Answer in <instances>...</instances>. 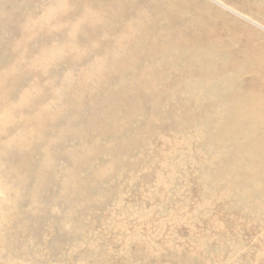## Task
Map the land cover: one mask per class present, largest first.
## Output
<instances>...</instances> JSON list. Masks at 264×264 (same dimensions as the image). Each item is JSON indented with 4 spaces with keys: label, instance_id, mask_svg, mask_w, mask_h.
Here are the masks:
<instances>
[{
    "label": "rangeland",
    "instance_id": "rangeland-1",
    "mask_svg": "<svg viewBox=\"0 0 264 264\" xmlns=\"http://www.w3.org/2000/svg\"><path fill=\"white\" fill-rule=\"evenodd\" d=\"M0 264H264V0H0Z\"/></svg>",
    "mask_w": 264,
    "mask_h": 264
},
{
    "label": "bare ground",
    "instance_id": "bare-ground-1",
    "mask_svg": "<svg viewBox=\"0 0 264 264\" xmlns=\"http://www.w3.org/2000/svg\"><path fill=\"white\" fill-rule=\"evenodd\" d=\"M262 68V67H261Z\"/></svg>",
    "mask_w": 264,
    "mask_h": 264
}]
</instances>
